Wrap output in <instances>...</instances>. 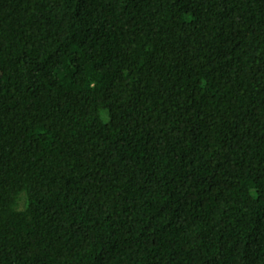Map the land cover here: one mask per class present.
<instances>
[{
	"label": "trees",
	"instance_id": "1",
	"mask_svg": "<svg viewBox=\"0 0 264 264\" xmlns=\"http://www.w3.org/2000/svg\"><path fill=\"white\" fill-rule=\"evenodd\" d=\"M0 264H264V0H0Z\"/></svg>",
	"mask_w": 264,
	"mask_h": 264
}]
</instances>
